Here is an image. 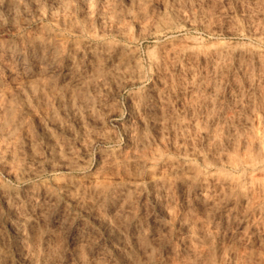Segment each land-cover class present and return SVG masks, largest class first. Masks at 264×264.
Here are the masks:
<instances>
[{"label":"rangeland","instance_id":"rangeland-1","mask_svg":"<svg viewBox=\"0 0 264 264\" xmlns=\"http://www.w3.org/2000/svg\"><path fill=\"white\" fill-rule=\"evenodd\" d=\"M0 264H264V0H0Z\"/></svg>","mask_w":264,"mask_h":264},{"label":"bare ground","instance_id":"bare-ground-1","mask_svg":"<svg viewBox=\"0 0 264 264\" xmlns=\"http://www.w3.org/2000/svg\"><path fill=\"white\" fill-rule=\"evenodd\" d=\"M56 22H58V20H55ZM171 26H173V25H171ZM179 26V25H178ZM181 28V27H180ZM182 29V28H181ZM177 30V29H176ZM180 30V29H179ZM171 32V31H170ZM37 38H39V37H37ZM189 38V37H188ZM39 40V39H38ZM194 43V42H193ZM112 44V43H111ZM210 44H212V43H210ZM240 44V43H239ZM115 46V45H114ZM244 46V45H243ZM241 47V46H240ZM248 47V46H247ZM96 49V47H92V48H90V50L91 49ZM101 48V47H100ZM108 48V47H107ZM109 48H111V46L109 47ZM122 48V47H121ZM204 48V47H203ZM195 49H197V47L195 46V44H191V45H189V47H185V49L183 50L184 52H193ZM240 48H239V46L238 45H227V44H224V43H213L211 46H209V47H206V50H205V53L207 54V53H210V55L212 54V55H214V57L215 58H220V57H222V56H226L227 54H229V53H236L238 50H239ZM89 50V49H88ZM105 50H107V49H105ZM121 50V49H120ZM251 51V50H250ZM90 52H92V51H90ZM89 52V53H90ZM97 52V51H96ZM239 52V51H238ZM86 53H88V52H86ZM120 53V52H119ZM248 53V52H247ZM131 54V53H130ZM90 55V54H89ZM94 54H92V56H93ZM125 55H126V53H125ZM211 55V56H212ZM86 56V55H85ZM245 56V55H244ZM121 57H122V55H121ZM123 57H124V55H123ZM122 57V58H123ZM127 57V56H126ZM124 59H125V57H124ZM124 59L122 60V61H124ZM95 60V59H94ZM121 60V59H120ZM94 62V61H93ZM157 62H158V59L156 58V59H154V63L155 64H157ZM98 64H100V62H98ZM160 64V63H159ZM97 66V65H96ZM99 66V65H98ZM97 66V67H98ZM133 66H137V61H134V65ZM100 70H101V68H100ZM249 141H247V143H248ZM245 143V142H244ZM243 143V144H244ZM250 143H252V142H250ZM242 144V145H243ZM254 144L255 143H253V146H254ZM242 145H241V148H242ZM250 145V144H249ZM256 145V144H255ZM236 147H239L238 145H235ZM251 146V145H250ZM257 146V145H256ZM260 146V145H259ZM235 147V148H236ZM234 148V147H233ZM251 148V147H250ZM250 148H248L249 150H247V151H249L247 154H248V157H247V159L249 158V154H250V157L251 158H249V162H251V163H253L255 160L254 159H256V157L257 156H255V154L254 155H252L253 154V148L252 149H250ZM255 148V147H254ZM239 149H240V147H239ZM245 149H247L246 147H245V145H244V150ZM55 150V149H54ZM238 149L236 148V150H234V152L235 151H237ZM243 150V151H244ZM250 150H251V152L252 153H250ZM260 150V149H259ZM259 150H256V151H259ZM238 152V151H237ZM236 152V153H237ZM55 153V152H54ZM56 153H57V151H56ZM241 153H242V151H241ZM240 152H239V154L242 156V154H241ZM257 154H258V152H257ZM57 155H58V153H57ZM236 155V154H235ZM239 155V156H240ZM246 155V154H245ZM54 156H55V154H54ZM233 156V159H234V154L232 155ZM241 156H240V158H241ZM238 157V155L235 157V159L236 160H231V164H233L232 162H236L237 160L239 161V157ZM245 157L243 156L242 157V160L244 159ZM258 158V157H257ZM229 160H230V158H228ZM247 159H245V160H247ZM245 160H243L244 162L243 163H245ZM257 160V159H256ZM256 163L258 162V161H255ZM259 162H260V159H259ZM239 163H240V161H239ZM242 163V164H243ZM250 163V164H251ZM246 164H248L249 165V163L246 161ZM254 164V163H253ZM252 164V165H253ZM235 165H236V163H235ZM238 166V165H237ZM254 166V165H253ZM252 167V166H251ZM253 168V167H252ZM194 172H193V177L194 178H200L202 175H203V172L201 171V170H199V169H194L193 170ZM210 172V171H209ZM211 173V172H210ZM219 173V172H218ZM219 175V174H218ZM98 188V187H97ZM97 190V189H96ZM98 191V200H101V201H104L105 199H106V197H107V194L108 193H105L106 192V189L105 188H101V189H98L97 190ZM130 190H127V192L126 193H129V194H132V192L130 193L129 192ZM24 192L25 193H27V194H29V195H32L33 194V191L30 189V188H26V189H24ZM124 193V192H123ZM125 194V193H124ZM124 196V195H123ZM131 197V196H130ZM203 197V196H202ZM32 198V197H31ZM203 199V198H202ZM203 200H205V199H203ZM104 223H106L105 225L107 226V227H109L110 228V226H111V224L109 223V222H107L106 220L104 221Z\"/></svg>","mask_w":264,"mask_h":264}]
</instances>
